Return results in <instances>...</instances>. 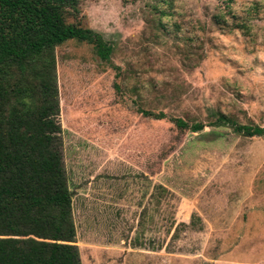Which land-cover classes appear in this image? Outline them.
<instances>
[{
	"label": "rangeland",
	"instance_id": "obj_1",
	"mask_svg": "<svg viewBox=\"0 0 264 264\" xmlns=\"http://www.w3.org/2000/svg\"><path fill=\"white\" fill-rule=\"evenodd\" d=\"M105 3L120 9V27L98 32L117 77L84 44L54 51L80 264H264V142L168 121L206 123L220 112L264 128V0ZM252 3L247 36L211 21L224 11L241 17ZM78 8V24L90 28L84 0Z\"/></svg>",
	"mask_w": 264,
	"mask_h": 264
},
{
	"label": "trees",
	"instance_id": "obj_2",
	"mask_svg": "<svg viewBox=\"0 0 264 264\" xmlns=\"http://www.w3.org/2000/svg\"><path fill=\"white\" fill-rule=\"evenodd\" d=\"M258 10L252 3L241 17L224 11L211 21L247 36ZM78 13V0H0V264H80L62 164L54 51L72 41L88 46L115 77L119 67L110 59L111 45L80 26ZM168 121L191 133L226 127L264 142V128L237 124L220 112L210 113L206 123Z\"/></svg>",
	"mask_w": 264,
	"mask_h": 264
},
{
	"label": "clouds",
	"instance_id": "obj_3",
	"mask_svg": "<svg viewBox=\"0 0 264 264\" xmlns=\"http://www.w3.org/2000/svg\"><path fill=\"white\" fill-rule=\"evenodd\" d=\"M83 14L88 17L89 27L106 37L120 27V9L105 0H84Z\"/></svg>",
	"mask_w": 264,
	"mask_h": 264
}]
</instances>
